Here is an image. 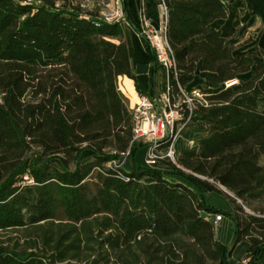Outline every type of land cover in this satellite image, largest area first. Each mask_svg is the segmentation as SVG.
<instances>
[{
  "label": "trees",
  "instance_id": "1",
  "mask_svg": "<svg viewBox=\"0 0 264 264\" xmlns=\"http://www.w3.org/2000/svg\"><path fill=\"white\" fill-rule=\"evenodd\" d=\"M82 1L0 0V231L22 229L29 246L0 244V264H231L229 251L243 240L250 246L239 264H263L264 50L237 53L214 26L227 17L224 0H157L180 82L201 63L215 91L194 114L206 135L177 163L142 165L136 153L148 143L133 141L118 86L126 75L146 93L131 64L129 26L140 28L126 0L115 23ZM142 39L154 83L159 64ZM123 158L130 171L118 165ZM209 192L225 195L233 211L208 205ZM210 213L233 219L230 246Z\"/></svg>",
  "mask_w": 264,
  "mask_h": 264
},
{
  "label": "crops",
  "instance_id": "2",
  "mask_svg": "<svg viewBox=\"0 0 264 264\" xmlns=\"http://www.w3.org/2000/svg\"><path fill=\"white\" fill-rule=\"evenodd\" d=\"M224 1H226L228 8L227 17L217 19L214 22V26L221 30L222 35L226 38L227 42L234 45L236 52L240 54L249 53L258 49L264 50V0ZM126 7L130 18L138 26L143 15L150 18L155 26L159 25L164 10L163 4H159L157 0H126ZM259 23L261 24L260 31L258 34H255V36L250 37L249 30L259 26ZM129 29L131 41L134 47L131 64L133 71L138 78V82L145 90V94L150 96L160 95L173 84V75L170 71L159 66L156 68L155 80L154 83H152L151 70L154 66L152 55L138 31L131 25L129 26ZM200 65L201 63L198 65V69L193 77V80L186 85L188 88L198 87L197 85L201 82L206 83L207 76L211 74L207 71H202L200 69ZM246 74H248V77L244 79L251 76V72L241 75ZM118 86L127 99L130 109H132L139 101L141 95L136 89L134 79L126 75L120 76ZM206 129L204 121H197L196 125L186 130L179 139L178 147L180 150L185 148V141L187 139L196 135L200 136V138L205 136L207 132ZM149 150H146V147H144L139 149L136 153V159L140 164L148 166L146 157ZM126 160L127 162L123 168L130 171L132 169V163H130L129 159ZM175 179L182 180L181 178ZM206 202L208 205L222 209L223 211H233V206L229 200L217 192L207 193ZM228 216V214H223L222 220L216 226V237L225 245L230 246L234 239L235 227L233 219H230ZM249 246L250 244L246 240H243L233 246L231 248L232 252L230 255V263L239 264L241 261H244L247 256ZM262 262L264 264V258Z\"/></svg>",
  "mask_w": 264,
  "mask_h": 264
},
{
  "label": "built area",
  "instance_id": "3",
  "mask_svg": "<svg viewBox=\"0 0 264 264\" xmlns=\"http://www.w3.org/2000/svg\"><path fill=\"white\" fill-rule=\"evenodd\" d=\"M105 5L100 11V18L108 23L125 19L126 13L123 0L102 1ZM164 6V5H163ZM167 8L164 6L160 24L155 26L151 19L143 15L138 33L145 37L153 49L157 63L173 75L176 91L171 87L160 95L141 94L139 101L132 110L133 141H144L150 146L147 154V164L160 167V159L177 163L180 153L178 141L182 134L194 127L197 121L194 114L199 105H208L210 93L202 87L188 88L179 80L177 62L167 38ZM226 82V86L232 85ZM200 136L196 135L185 141V148L193 147ZM161 150V151H160ZM217 226L223 218L222 213H210L207 216Z\"/></svg>",
  "mask_w": 264,
  "mask_h": 264
},
{
  "label": "rangeland",
  "instance_id": "4",
  "mask_svg": "<svg viewBox=\"0 0 264 264\" xmlns=\"http://www.w3.org/2000/svg\"><path fill=\"white\" fill-rule=\"evenodd\" d=\"M78 1L79 0H73V2L76 3V4L78 3ZM102 1L109 2L110 0H84V1H82L83 2L82 3L83 4L82 5V9L85 12H94V13L97 12V10L101 11L103 8H105V5L102 3ZM260 28H261V24L259 23V26L250 29L249 30L250 37H253V36H255V34H258V32L260 31ZM240 77L242 79H244V78L248 77V74L241 75ZM240 77L238 79L234 80V82H232V85L237 84L239 82V79H241ZM197 86L198 87H202L203 90H204V92H206V93H212V92L215 91V90H213L211 88H208L206 86V83H202L201 82ZM144 147H146V150H149V147L150 146H149V144H146L142 148H144ZM142 148H140V149H142ZM92 155H93L92 152L86 151L84 153V155H83V158L84 159H89ZM126 159L127 158H123L120 161H118V165L124 167V165L127 162ZM146 160H147V157H146ZM129 161H130V163H132L131 160H129ZM167 162L168 161H166L165 159H160L159 166L166 167V163ZM56 163H57V165L59 167L62 168V166L59 163V161H57ZM219 194L222 195V196H224L225 198H227L225 195H223L221 193H219ZM229 202H230V200H229ZM228 217L230 219H232L230 216H228ZM26 238H27L26 237V232L23 231L22 229H10V230H2V231H0V244L7 245V246H10V247H13V248H17V249L28 248L29 246L27 245V242L25 240ZM69 264H90V262H88V261H73V262H69Z\"/></svg>",
  "mask_w": 264,
  "mask_h": 264
},
{
  "label": "water",
  "instance_id": "5",
  "mask_svg": "<svg viewBox=\"0 0 264 264\" xmlns=\"http://www.w3.org/2000/svg\"><path fill=\"white\" fill-rule=\"evenodd\" d=\"M224 190H225V188L223 187V186H221ZM231 252H232V249H230V251H229V256L231 255Z\"/></svg>",
  "mask_w": 264,
  "mask_h": 264
}]
</instances>
